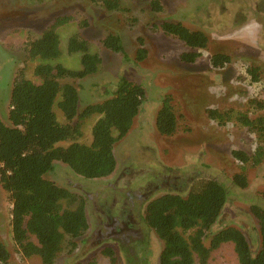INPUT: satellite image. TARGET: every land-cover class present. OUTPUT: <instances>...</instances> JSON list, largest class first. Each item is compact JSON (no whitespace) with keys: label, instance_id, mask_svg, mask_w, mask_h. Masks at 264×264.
<instances>
[{"label":"rangeland","instance_id":"374dc122","mask_svg":"<svg viewBox=\"0 0 264 264\" xmlns=\"http://www.w3.org/2000/svg\"><path fill=\"white\" fill-rule=\"evenodd\" d=\"M153 1H158L161 11L153 9ZM120 3L122 10L108 11L92 0H0V116L6 124L17 71L26 66L27 78L40 81L34 74L40 61H27L26 45L57 17H72L57 29L62 49L59 62L64 67L81 66V55L68 52L69 38L75 33L88 40L90 52L102 60L97 73L69 80L78 89L80 111L111 98L114 84L123 78L145 90L140 114L128 135L114 146L117 168L112 175L86 180L63 163H56L47 174L58 185L83 195L89 221L85 240H79L73 252L60 254L56 264L93 260L96 264H159L163 242L143 223L147 204L167 193L186 196L193 183L202 179L218 180L230 193L211 235L225 227H236L245 233L255 254L260 248V233L251 208L254 205L264 208V160L258 165L243 164L233 157L232 151L251 154L258 144L256 135L236 118L238 113L251 118L264 113V0H120ZM164 21L182 23L207 35L208 46L198 50L201 56L194 63L181 60L180 55L191 51L189 48L156 28ZM109 33L120 36L124 52L115 53L103 46L102 40ZM141 38L147 49L144 60L137 59ZM216 54L228 56L229 62L213 64L211 59ZM250 67L258 69V81L248 73ZM167 95L172 97L178 117L177 131L171 136L161 135L155 124ZM215 109L230 112L233 118L220 124L209 117L208 111ZM56 112L63 121L60 111ZM96 119L86 122L81 142H91ZM240 173L247 177L246 188L232 182L233 176ZM155 177L161 190L145 201L140 211L138 219L143 234L129 232L119 241L97 242L103 234L94 233L96 218L104 217L98 211L109 212L113 207L112 197L106 199L105 207V196H97L101 186L116 178L118 188L145 193L144 187ZM162 181H169L170 186ZM173 181L176 189L171 186ZM119 198L117 207L128 211L124 199ZM11 221L12 201L0 183V241L11 254L7 264H41L39 257L21 255L13 241ZM209 242L210 237L205 240L207 245ZM108 247L114 250L115 262L102 254ZM206 264L239 263L233 245L224 244L211 254Z\"/></svg>","mask_w":264,"mask_h":264},{"label":"trees","instance_id":"16d2710c","mask_svg":"<svg viewBox=\"0 0 264 264\" xmlns=\"http://www.w3.org/2000/svg\"><path fill=\"white\" fill-rule=\"evenodd\" d=\"M92 1L108 11L122 10L120 0ZM152 6L161 11L158 1H153ZM70 20V16L57 17L40 36L27 43V61H40L34 69L40 81L27 78L26 66L19 69L10 95L9 124L0 116V183L12 201L13 241L24 258L39 257L41 264H56L60 254L73 252L89 229L83 195L58 185L47 174L56 163H63L86 180L112 175L117 168L114 146L130 132L145 99L142 85L123 78L114 84L111 98L79 110V92L69 80L97 73L102 60L90 52L88 40L75 33L69 38L68 52L81 55L80 68L70 69L59 62L62 49L57 29ZM156 28L191 50L180 55L185 63H194L201 56L198 50L208 46L204 32L190 30L182 23L164 21ZM139 43L137 59L144 60L147 49L142 38ZM102 44L115 53L124 52L117 34L109 33ZM229 60L222 54L211 59L215 65ZM248 73L254 81L259 80L258 69L250 67ZM208 113L220 124L233 118L230 112L216 109ZM94 117L97 119L92 126L91 142H81L83 127ZM236 119L256 135L258 144L251 154L232 151L233 157L243 164H260L264 160V113L255 118L238 113ZM155 124L164 136L177 131L178 117L171 96L164 97ZM232 182L239 188L248 185L244 173L234 175ZM229 195L228 188L218 180L202 179L193 183L186 196L167 193L151 200L142 222L163 242L159 264H206L224 244L233 245L239 264H264V208H251L260 233V248L255 254L245 233L236 227H225L211 235ZM209 237L207 245L205 240ZM102 254L115 262L112 248L103 249ZM10 256L0 241V264H7Z\"/></svg>","mask_w":264,"mask_h":264},{"label":"flooded vegetation","instance_id":"af4514ba","mask_svg":"<svg viewBox=\"0 0 264 264\" xmlns=\"http://www.w3.org/2000/svg\"><path fill=\"white\" fill-rule=\"evenodd\" d=\"M142 149L144 150V146L142 147ZM153 180L154 181L150 182L147 187H144L146 189L145 193L140 191L136 192L137 189L136 190L125 189L127 191H124L123 189L118 188L117 186L118 179L116 178L113 179L111 182L109 181L108 185L105 184L101 186V189H99L100 191H98V193L97 191L95 192L97 193L98 197L102 195L105 196V198L103 199L105 207L106 204L108 203V201L106 202V199L112 197L111 206H113L112 209H109V212H107L104 209L98 211V213H102L104 217L98 215L96 218L97 227L94 233L103 234V238L101 240H97V242L101 243L107 240L119 241L121 237L124 238L125 234L129 232L134 233V232L142 231L140 235L143 234L144 228L142 227V224L139 221L140 218L138 219L140 211L142 210L144 202L148 201L149 198L157 190H161L160 185L157 184L158 179L155 177V179ZM162 182H165L167 184L170 183L169 181H162ZM171 186L173 189H176V183L174 181L171 183ZM121 193H124V195ZM119 197H122L124 199L123 203L129 207L128 211L120 210V208L117 207L118 205L117 200L120 199ZM89 199L93 202L92 196H89ZM110 238H115V239H110Z\"/></svg>","mask_w":264,"mask_h":264},{"label":"crops","instance_id":"0c3cea01","mask_svg":"<svg viewBox=\"0 0 264 264\" xmlns=\"http://www.w3.org/2000/svg\"><path fill=\"white\" fill-rule=\"evenodd\" d=\"M157 129V128H156ZM143 132V131H142Z\"/></svg>","mask_w":264,"mask_h":264}]
</instances>
